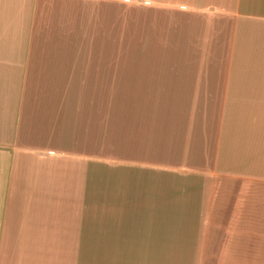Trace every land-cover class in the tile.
Returning a JSON list of instances; mask_svg holds the SVG:
<instances>
[{"label": "crops", "instance_id": "crops-1", "mask_svg": "<svg viewBox=\"0 0 264 264\" xmlns=\"http://www.w3.org/2000/svg\"><path fill=\"white\" fill-rule=\"evenodd\" d=\"M0 264H264V0H0Z\"/></svg>", "mask_w": 264, "mask_h": 264}, {"label": "rangeland", "instance_id": "rangeland-1", "mask_svg": "<svg viewBox=\"0 0 264 264\" xmlns=\"http://www.w3.org/2000/svg\"><path fill=\"white\" fill-rule=\"evenodd\" d=\"M125 55L132 54V4L125 2ZM181 260V258H179ZM186 263V262H185Z\"/></svg>", "mask_w": 264, "mask_h": 264}]
</instances>
